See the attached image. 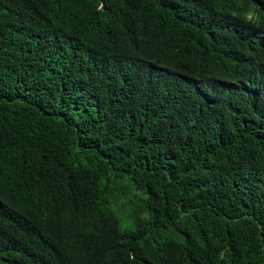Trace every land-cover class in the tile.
Returning <instances> with one entry per match:
<instances>
[{
	"label": "trees",
	"instance_id": "obj_1",
	"mask_svg": "<svg viewBox=\"0 0 264 264\" xmlns=\"http://www.w3.org/2000/svg\"><path fill=\"white\" fill-rule=\"evenodd\" d=\"M261 62L264 0H0V264H264Z\"/></svg>",
	"mask_w": 264,
	"mask_h": 264
},
{
	"label": "clouds",
	"instance_id": "obj_2",
	"mask_svg": "<svg viewBox=\"0 0 264 264\" xmlns=\"http://www.w3.org/2000/svg\"><path fill=\"white\" fill-rule=\"evenodd\" d=\"M260 65H264L262 62L260 63ZM187 78V77H186ZM154 80L166 85L168 82H171L172 84V88L175 89V87L179 84L178 82L174 81V80H170L168 78H165L161 75H155ZM188 79H192V78H188ZM194 80V79H193ZM192 81H188V83L190 84V87L193 91H195L201 99H203V101L209 103V102H215L219 99V94L220 92H227L230 90V79H224V82L221 85H204V83H200L198 81H194V83ZM194 84V85H193ZM202 86H205L206 89L203 90Z\"/></svg>",
	"mask_w": 264,
	"mask_h": 264
}]
</instances>
